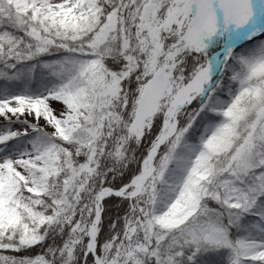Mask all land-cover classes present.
I'll return each mask as SVG.
<instances>
[{"label": "snow or ice", "instance_id": "1", "mask_svg": "<svg viewBox=\"0 0 264 264\" xmlns=\"http://www.w3.org/2000/svg\"><path fill=\"white\" fill-rule=\"evenodd\" d=\"M0 264H264V0H0Z\"/></svg>", "mask_w": 264, "mask_h": 264}]
</instances>
